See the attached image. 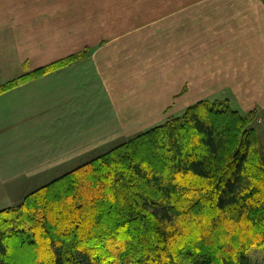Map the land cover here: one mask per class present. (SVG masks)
<instances>
[{
	"label": "trees",
	"instance_id": "trees-1",
	"mask_svg": "<svg viewBox=\"0 0 264 264\" xmlns=\"http://www.w3.org/2000/svg\"><path fill=\"white\" fill-rule=\"evenodd\" d=\"M79 57L0 83V94ZM253 119L200 100L27 193L0 209V264H264Z\"/></svg>",
	"mask_w": 264,
	"mask_h": 264
},
{
	"label": "crops",
	"instance_id": "crops-1",
	"mask_svg": "<svg viewBox=\"0 0 264 264\" xmlns=\"http://www.w3.org/2000/svg\"><path fill=\"white\" fill-rule=\"evenodd\" d=\"M63 1L0 0V83L89 52L0 94V196L8 202L21 187L58 178L176 114L173 76L153 80L149 54L141 66L133 59L142 56L125 55L122 44L120 51L112 43L74 46L60 36L38 40L63 28L57 20ZM65 1L76 21L77 1ZM237 94L231 89L233 100ZM257 98L248 107L236 100L235 108H256L253 127L264 131V93Z\"/></svg>",
	"mask_w": 264,
	"mask_h": 264
},
{
	"label": "rangeland",
	"instance_id": "rangeland-1",
	"mask_svg": "<svg viewBox=\"0 0 264 264\" xmlns=\"http://www.w3.org/2000/svg\"><path fill=\"white\" fill-rule=\"evenodd\" d=\"M76 1V21L70 4L67 9L64 0L57 18L62 23L61 31H46L45 36L36 38L49 42L60 36L79 47L112 43L120 51L123 46L125 55L142 56L133 59L141 66L145 65V54H149L151 78L158 82L171 74L174 80L176 114L168 115L162 123L206 98H227L233 108L241 102L248 107L258 101L259 92L264 93L262 0ZM85 51L77 53V59L86 57L89 52ZM107 54L110 52L102 55ZM231 89L238 91V103L233 100ZM185 104L188 106L184 107ZM249 111H254V116L257 112L256 108ZM257 132L264 139L260 127ZM45 182L48 180L21 187V194L9 202L6 195H1L0 209L16 205L26 193Z\"/></svg>",
	"mask_w": 264,
	"mask_h": 264
},
{
	"label": "built area",
	"instance_id": "built-area-1",
	"mask_svg": "<svg viewBox=\"0 0 264 264\" xmlns=\"http://www.w3.org/2000/svg\"><path fill=\"white\" fill-rule=\"evenodd\" d=\"M264 2V0H262Z\"/></svg>",
	"mask_w": 264,
	"mask_h": 264
}]
</instances>
